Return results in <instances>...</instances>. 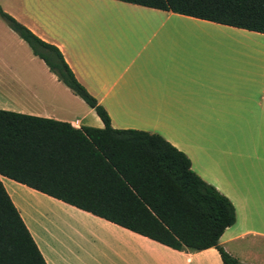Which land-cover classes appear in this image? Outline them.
Wrapping results in <instances>:
<instances>
[{"label": "crops", "instance_id": "1", "mask_svg": "<svg viewBox=\"0 0 264 264\" xmlns=\"http://www.w3.org/2000/svg\"><path fill=\"white\" fill-rule=\"evenodd\" d=\"M85 1L128 13L85 36L52 15L27 14L31 0H0V8L56 48L112 130L155 134L181 152L234 209L218 245L239 263L264 264V62L219 40L242 37L264 48V33L115 0ZM0 111L103 129L1 20ZM93 162L85 161L81 178H37L53 195L0 175L45 264H221L213 248L176 251L97 217L119 212L109 201L118 196V180L101 178Z\"/></svg>", "mask_w": 264, "mask_h": 264}, {"label": "trees", "instance_id": "2", "mask_svg": "<svg viewBox=\"0 0 264 264\" xmlns=\"http://www.w3.org/2000/svg\"><path fill=\"white\" fill-rule=\"evenodd\" d=\"M216 24L264 33V0H115ZM0 20L31 54L101 121L103 129L0 111V175L46 195L37 178H81L93 161L101 178H116L117 213L96 214L170 249L213 248L221 264H242L218 238L234 223L231 203L189 168L187 158L160 136L112 130L105 110L81 86L59 52L2 11ZM131 189V190H130ZM58 200L82 210L68 198ZM0 264H45L0 183Z\"/></svg>", "mask_w": 264, "mask_h": 264}, {"label": "rangeland", "instance_id": "3", "mask_svg": "<svg viewBox=\"0 0 264 264\" xmlns=\"http://www.w3.org/2000/svg\"><path fill=\"white\" fill-rule=\"evenodd\" d=\"M33 6L27 14L31 16H54L59 20L70 24L76 32L85 36H94L99 31H104L109 24V18L124 15L128 12L119 9H111L97 3L85 0H31ZM39 4L41 7H38ZM166 29L167 26H166ZM221 46L245 48L247 58L251 62H264V48L242 37H220Z\"/></svg>", "mask_w": 264, "mask_h": 264}]
</instances>
